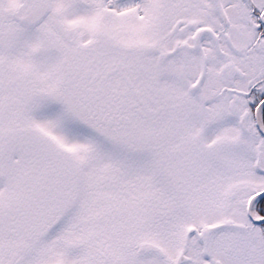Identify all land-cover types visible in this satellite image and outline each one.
Masks as SVG:
<instances>
[{"label":"snow or ice","instance_id":"obj_1","mask_svg":"<svg viewBox=\"0 0 264 264\" xmlns=\"http://www.w3.org/2000/svg\"><path fill=\"white\" fill-rule=\"evenodd\" d=\"M0 264H264V0H0Z\"/></svg>","mask_w":264,"mask_h":264}]
</instances>
